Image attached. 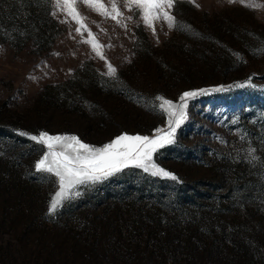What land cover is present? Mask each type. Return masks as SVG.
I'll return each instance as SVG.
<instances>
[{
	"label": "rangeland",
	"instance_id": "rangeland-1",
	"mask_svg": "<svg viewBox=\"0 0 264 264\" xmlns=\"http://www.w3.org/2000/svg\"><path fill=\"white\" fill-rule=\"evenodd\" d=\"M50 3L54 24L42 0H0V264H264V0H175L154 30L128 0L116 19L76 0L86 27ZM201 89L152 156L176 179L129 165L52 210L31 136L164 134L157 98Z\"/></svg>",
	"mask_w": 264,
	"mask_h": 264
},
{
	"label": "snow or ice",
	"instance_id": "snow-or-ice-1",
	"mask_svg": "<svg viewBox=\"0 0 264 264\" xmlns=\"http://www.w3.org/2000/svg\"><path fill=\"white\" fill-rule=\"evenodd\" d=\"M84 2L95 7L105 16H112L113 19L122 15L116 0H112L111 11L103 0H84ZM241 2L243 3L244 0ZM174 3L175 0H128L127 6L140 9L143 12L144 22L154 30V21L157 19H165L170 27L174 26L175 17L169 11ZM75 4L76 0H57V6L61 10L66 9L73 19H77L82 27H86L82 23L84 18L80 16ZM93 47L96 49L97 44L94 43ZM99 54L102 55V53ZM108 67L110 74L115 73V68L111 64ZM206 91L201 89L184 92L178 103L163 97L157 98L161 101L158 105L159 109L169 116V130L164 134H160L162 132L160 129L156 130L158 135L152 137L122 134L100 148L85 144L78 137L71 135L52 136L42 132L31 136L32 140L46 144L48 147V152L36 163L37 170L52 173L59 178L60 190L51 202L52 210L54 211L63 199L71 195L70 189L76 185L100 180L129 165L142 167L145 171H153L155 175L176 179L172 173L152 162L153 153L158 148L174 142L176 127L186 119L188 99ZM22 134L28 135L27 133ZM56 146H59L61 151H54Z\"/></svg>",
	"mask_w": 264,
	"mask_h": 264
},
{
	"label": "trees",
	"instance_id": "trees-1",
	"mask_svg": "<svg viewBox=\"0 0 264 264\" xmlns=\"http://www.w3.org/2000/svg\"><path fill=\"white\" fill-rule=\"evenodd\" d=\"M34 2V1H33ZM32 1H28L27 3H33ZM50 0H42V4L40 5V10H41V13H40V15H42V17L44 18V20H45V22H51L52 24H54V20H53V18L50 16ZM15 14V13H14ZM16 15V14H15ZM18 20V19H17ZM35 22H36V20H35ZM21 26H23L24 28L22 29V32L23 31H25V30H27V29H30L29 27H28V25H26V24H20ZM21 26H19L20 28H21ZM15 28H17L16 26H12V27H0V32H2V31H7V32H13L14 30H15ZM15 35L17 34V33H14Z\"/></svg>",
	"mask_w": 264,
	"mask_h": 264
}]
</instances>
